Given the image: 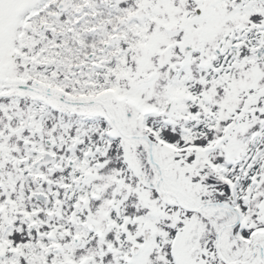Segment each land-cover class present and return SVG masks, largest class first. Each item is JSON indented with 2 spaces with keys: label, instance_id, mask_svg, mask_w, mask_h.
Returning <instances> with one entry per match:
<instances>
[{
  "label": "snow or ice",
  "instance_id": "snow-or-ice-1",
  "mask_svg": "<svg viewBox=\"0 0 264 264\" xmlns=\"http://www.w3.org/2000/svg\"><path fill=\"white\" fill-rule=\"evenodd\" d=\"M0 264H264V0H0Z\"/></svg>",
  "mask_w": 264,
  "mask_h": 264
}]
</instances>
